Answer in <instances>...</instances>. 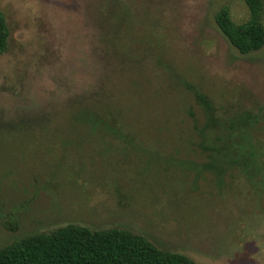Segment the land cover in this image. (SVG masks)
Segmentation results:
<instances>
[{"label": "rangeland", "instance_id": "374dc122", "mask_svg": "<svg viewBox=\"0 0 264 264\" xmlns=\"http://www.w3.org/2000/svg\"><path fill=\"white\" fill-rule=\"evenodd\" d=\"M225 5L248 19L243 0H0V247L74 223L196 264H264V186L193 168L204 115L186 83L221 119L264 109V46L229 42Z\"/></svg>", "mask_w": 264, "mask_h": 264}, {"label": "trees", "instance_id": "16d2710c", "mask_svg": "<svg viewBox=\"0 0 264 264\" xmlns=\"http://www.w3.org/2000/svg\"><path fill=\"white\" fill-rule=\"evenodd\" d=\"M248 19L235 23L228 6L215 14V22L229 42L241 53L264 46V0H243ZM9 30L0 11V55L8 47ZM201 107L204 121L195 125L197 146L206 160L196 163L197 171H209L219 184L231 170L264 186V144L254 136L264 132V109L244 111L235 118L221 119L208 97L186 83ZM91 123L105 119L86 112ZM193 121L196 119L189 112ZM108 119V118H106ZM110 121V120H109ZM111 122V121H110ZM261 186V187H262ZM264 191V188H260ZM0 264H196L189 256L157 246L147 236L123 227L91 229L69 223L46 232H35L0 247Z\"/></svg>", "mask_w": 264, "mask_h": 264}]
</instances>
